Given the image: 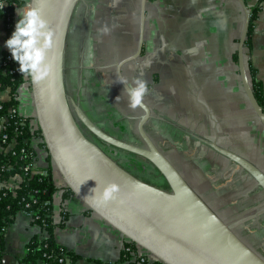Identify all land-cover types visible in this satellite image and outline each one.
<instances>
[{"label":"crops","instance_id":"0c3cea01","mask_svg":"<svg viewBox=\"0 0 264 264\" xmlns=\"http://www.w3.org/2000/svg\"><path fill=\"white\" fill-rule=\"evenodd\" d=\"M89 1L93 6L86 50L89 60L101 62L109 48L111 51L115 48L113 55H119L117 48L126 47L123 57L117 59L118 64L141 49L135 59L123 64L122 74L129 86H134L136 79L146 84L143 101L151 111L146 132L175 166L173 159L183 157L181 153L187 151V178L184 177L241 238L247 230L246 223L255 221L260 203L264 209V190L250 173L214 147L215 144L227 149L264 171V126L246 94L239 64L234 60L245 23L240 1ZM87 2L79 3L81 17L89 11ZM245 3L250 12L260 8L251 35V57L264 89V0ZM84 24H78L74 35L84 33ZM7 39L5 24L0 20V60L9 50ZM72 41L75 51L82 53V40ZM100 80L91 85L99 86ZM106 96L111 110H119L116 98L110 92ZM75 98L97 123L80 97ZM10 99L11 91L0 89V100ZM17 100L19 114L31 117L37 128L30 77L19 86ZM126 100L123 97L124 103ZM138 110L132 116L137 130L139 118L144 114L141 107ZM32 143L36 151L35 168L52 170L57 188L52 199L54 219L62 224L57 226L54 236L58 244L77 255L72 264H127L122 260L127 237L68 192L40 137ZM18 178L11 179L10 185L19 182ZM233 205L238 207L234 212L247 213L234 214L230 209ZM35 235L45 236L44 228L19 210L6 231V251L1 264H19Z\"/></svg>","mask_w":264,"mask_h":264},{"label":"water","instance_id":"95a60500","mask_svg":"<svg viewBox=\"0 0 264 264\" xmlns=\"http://www.w3.org/2000/svg\"><path fill=\"white\" fill-rule=\"evenodd\" d=\"M84 0H30L45 23L38 37L44 48L45 75L31 91L37 123L49 155L66 186L90 209L164 264H264V259L243 241L190 185L145 130L151 117L143 101L138 131L145 146L123 140L101 128L68 92L67 68L70 32L75 9ZM245 23L239 39V69L246 94L264 126V108L252 88L245 63V43L251 12L245 0ZM46 46V47H45ZM140 51L117 64L135 59ZM125 79V78H124ZM124 89L126 85L121 83ZM131 154L142 156L167 180L170 189L135 175L103 149L93 137ZM230 160L250 173L264 190V171L247 159L214 144ZM106 189H114L103 199Z\"/></svg>","mask_w":264,"mask_h":264},{"label":"trees","instance_id":"16d2710c","mask_svg":"<svg viewBox=\"0 0 264 264\" xmlns=\"http://www.w3.org/2000/svg\"><path fill=\"white\" fill-rule=\"evenodd\" d=\"M11 5L5 11L0 12V20L5 24L7 37L10 38L15 30L16 6L12 2L21 4L23 0H10ZM259 7L251 11V23L249 34L245 43V63L247 73L257 97V100L264 108V89L261 81L257 79L256 69L251 57V35L253 33L254 21L258 17ZM11 56L9 50L5 51L0 60V89H9L11 99L0 100V117L7 116L6 133L11 137H16L17 143L13 149L3 150L0 148V264L5 255V234L13 223L15 214L19 210H25L26 204L30 203L33 211V221L40 224L45 231V236H33L27 244V252L19 264H72L77 255L60 245L55 240V229L61 223L55 222L52 199L56 191V184L52 170H31L36 160V151L33 139L40 137L42 146L46 147L39 125L35 128L31 117L12 115L8 113L10 107H18L17 91L19 86L25 81L22 73L18 71L19 64L7 57ZM6 61V64L3 62ZM234 60L239 63L238 51L234 54ZM25 118L24 123L20 119ZM25 147L26 152L21 149ZM48 151V149H47ZM49 153V152H48ZM49 158L51 156L49 155ZM31 168L26 171V167ZM20 175L23 180L18 187H8V183L14 176ZM68 192L73 193L69 188ZM127 245L136 244L127 239ZM124 255V252H123ZM124 257V256H123ZM63 258V261H60ZM125 261V257L122 259ZM153 264H164L158 259H154Z\"/></svg>","mask_w":264,"mask_h":264},{"label":"rangeland","instance_id":"374dc122","mask_svg":"<svg viewBox=\"0 0 264 264\" xmlns=\"http://www.w3.org/2000/svg\"><path fill=\"white\" fill-rule=\"evenodd\" d=\"M86 1H88L87 6L89 11H87L81 17L80 8L78 5L75 9L71 25L70 43L68 47L67 58V68L70 77L68 92L73 99L76 96L80 97V101L88 111L89 115H91L97 124L105 131L129 142L140 146H145V142L138 133L136 119L132 118V116L139 112V107L134 110L128 107V94L126 91L123 92L124 89L122 88L121 84L116 82L117 59L123 57L126 47L117 48L116 51H118L119 55H113L116 53L114 52L115 48H113L112 51L111 48H109V50L103 53V59L101 62L89 60V53L87 54L86 50L88 49L87 45L90 41V39H88V24L91 21L89 17L90 14L93 13V6L90 5L89 0ZM78 24H80V26L84 24V33L82 34L84 36L83 38L82 35H74L77 32ZM74 38L75 41L76 39H79V41L82 40V53L75 51V44L74 41H72ZM89 48L91 49V46H89ZM74 51L76 52L75 54ZM131 63L134 64V61ZM99 79H101V84L99 86L91 85V83L93 84L95 80L98 81ZM101 86L104 89L101 90ZM100 90L103 93V96L101 95ZM91 91H95V93ZM109 92L116 98V100L113 99L114 102L120 106L119 110L116 112L111 110L108 101H106V99L108 100L106 93ZM88 93L93 102L91 106H89L90 103L88 101ZM118 96H120L119 102L117 101ZM108 97L111 100V97ZM123 97H126V103H124ZM90 135L93 137L96 143H98L109 154L115 157L120 164H123V166L128 168L135 175L158 187L170 189L167 180L160 173V171L142 156L117 149L105 143L100 138L93 136L92 134ZM172 153L173 151L170 150V154ZM185 153L187 154V151H183L181 153L183 154V157L174 158L173 160L175 161L176 166L181 171L183 176L185 175L187 178V156ZM127 160H131L133 163L140 165L142 169L131 167ZM261 207L262 206L260 203V206L256 208L258 214L255 217V221L246 223L247 230L241 238L264 259V209ZM230 209L234 214L247 213L242 211L234 212L236 209H238V207L234 205L230 207Z\"/></svg>","mask_w":264,"mask_h":264},{"label":"clouds","instance_id":"9594fccd","mask_svg":"<svg viewBox=\"0 0 264 264\" xmlns=\"http://www.w3.org/2000/svg\"><path fill=\"white\" fill-rule=\"evenodd\" d=\"M0 7H3L0 4ZM20 19L15 24V30L10 38L5 42L14 61L19 64L18 71L23 77H30L33 83H38L45 75L42 67L45 59L44 48L39 46L38 37H40L45 28V23L35 9H25L23 12L17 10ZM107 32V29H104ZM46 47V46H45ZM116 82L123 83L127 92L128 107L136 109L143 106V97L147 91L146 84L141 79L134 81V86H129L124 78H117ZM123 94V93H122ZM120 96L117 97L119 102ZM114 189H106L103 199L107 200L112 197Z\"/></svg>","mask_w":264,"mask_h":264},{"label":"built area","instance_id":"2783aa9c","mask_svg":"<svg viewBox=\"0 0 264 264\" xmlns=\"http://www.w3.org/2000/svg\"><path fill=\"white\" fill-rule=\"evenodd\" d=\"M0 4L3 5V7H0V12L5 11L6 9H8V7L11 5V1L10 0H0ZM12 5L16 6V19H20V16L17 15V10L23 12L25 9L30 8V1H24L21 4H17L15 2H12ZM8 60L11 59V56L9 55L7 57ZM5 60L3 63L6 64ZM3 101V100H2ZM9 114L12 115H20L19 114V110L18 107H10L8 110ZM21 116V115H20ZM20 121H22V123H24L25 118L20 119ZM10 124L7 123V116H2L0 117V126H1V139H0V147L3 150H10L13 149L17 143L16 137H11L6 133V129L7 126H9ZM22 153L26 152V148L23 147L21 149ZM30 167H26V171H28ZM31 170H35V164H33ZM17 176H19L20 178H18ZM18 178L19 182H17L14 185H10V181L8 183H6V186L8 187H18L20 185V183L22 182L23 178L20 175H16L13 178ZM12 178V179H13ZM31 207L30 203L26 204V208L24 211L31 217V219L33 220L32 215L34 214L33 211L29 208ZM136 244V243H135ZM123 252H124V257H125V261L127 264H153V260L156 259V257L154 255H152L150 252H148L146 249H144L143 247H141L140 245L136 244L135 246L132 247V245H127V243L124 245L123 247ZM60 261H63V258H61Z\"/></svg>","mask_w":264,"mask_h":264},{"label":"flooded vegetation","instance_id":"af4514ba","mask_svg":"<svg viewBox=\"0 0 264 264\" xmlns=\"http://www.w3.org/2000/svg\"><path fill=\"white\" fill-rule=\"evenodd\" d=\"M127 162L129 163V165H130L131 167H136V168H138V169H142L140 165H137L136 163H133L131 160H127ZM121 165H123V164H121ZM124 167H125V166H124ZM144 171H145V170H144Z\"/></svg>","mask_w":264,"mask_h":264}]
</instances>
